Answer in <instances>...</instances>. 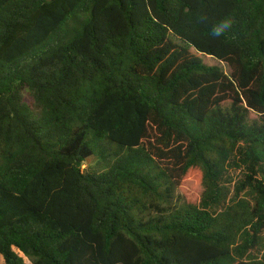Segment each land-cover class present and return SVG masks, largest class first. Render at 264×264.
Segmentation results:
<instances>
[{
  "label": "trees",
  "instance_id": "trees-1",
  "mask_svg": "<svg viewBox=\"0 0 264 264\" xmlns=\"http://www.w3.org/2000/svg\"><path fill=\"white\" fill-rule=\"evenodd\" d=\"M0 257L264 264V0H0Z\"/></svg>",
  "mask_w": 264,
  "mask_h": 264
},
{
  "label": "rangeland",
  "instance_id": "rangeland-1",
  "mask_svg": "<svg viewBox=\"0 0 264 264\" xmlns=\"http://www.w3.org/2000/svg\"><path fill=\"white\" fill-rule=\"evenodd\" d=\"M191 53L195 57L201 59L205 65L211 66V67L212 66L219 67L224 71V73L226 75L231 74V70L226 64L221 63V62L213 59L212 57L199 54L194 49H191ZM23 96L27 97L28 96L27 92H24ZM252 117H254V116H252ZM89 164L94 166L97 163L94 159H91V160H89V163L87 165H89ZM229 177H230V182H231L230 188H232L233 190L235 188V185L243 178L242 172L236 171V170L231 171L229 174ZM203 192H204V187L202 185L198 184L189 175L188 177H186L183 180V182L179 186L177 194L181 197L182 201H184L188 204L194 205V204H198L200 202L202 195H203ZM3 263H4L3 258L0 257V264H3Z\"/></svg>",
  "mask_w": 264,
  "mask_h": 264
},
{
  "label": "clouds",
  "instance_id": "clouds-1",
  "mask_svg": "<svg viewBox=\"0 0 264 264\" xmlns=\"http://www.w3.org/2000/svg\"><path fill=\"white\" fill-rule=\"evenodd\" d=\"M228 27L227 24H222L216 28L213 29V35L216 37H219L223 34L224 30Z\"/></svg>",
  "mask_w": 264,
  "mask_h": 264
}]
</instances>
